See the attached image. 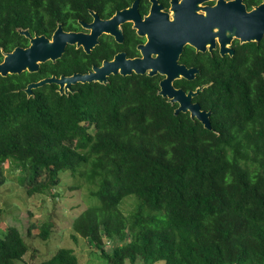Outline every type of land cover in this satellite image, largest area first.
I'll use <instances>...</instances> for the list:
<instances>
[{
  "label": "trees",
  "instance_id": "1",
  "mask_svg": "<svg viewBox=\"0 0 264 264\" xmlns=\"http://www.w3.org/2000/svg\"><path fill=\"white\" fill-rule=\"evenodd\" d=\"M93 1L0 0V61L1 48L28 44L19 28L48 37L58 23L77 29ZM59 64L73 71L66 56ZM48 66L37 73L49 75ZM18 77L0 76V185L7 162L28 174L30 195L56 196L67 172L94 184L98 202L73 228L106 264H264L263 75L231 74L225 91L210 93L211 130L175 114L152 77L78 83L63 94L45 84L30 97ZM130 195L137 205L125 214L120 205ZM50 232V223L41 225L40 236ZM29 250L8 226L0 264H79L72 248L32 262Z\"/></svg>",
  "mask_w": 264,
  "mask_h": 264
},
{
  "label": "flooded vegetation",
  "instance_id": "2",
  "mask_svg": "<svg viewBox=\"0 0 264 264\" xmlns=\"http://www.w3.org/2000/svg\"><path fill=\"white\" fill-rule=\"evenodd\" d=\"M135 1L126 0L124 6L117 8L115 0H94L85 19H78L80 26L77 29H65L62 23L58 25L62 24L67 32L90 33L94 26L87 29L82 22L92 24L96 21L95 16L101 21L112 19L118 11L132 7ZM105 10L114 11L103 14ZM151 15L156 17L150 18ZM29 44L28 39L27 45L17 46L28 47ZM69 46L60 59L41 63L38 71L16 73L19 74L16 84L25 91L30 83L46 77L96 72V68L105 62L116 61L117 73L108 74L106 83L93 82L106 85L115 81L127 85L129 76L144 75L152 77L158 84L159 94L161 81L168 76L158 69V65L171 63L176 65L172 71L177 75L172 80L173 88L186 94L199 89L191 103L198 104L201 111L211 112V118L210 93L225 91L229 75L264 76V0H138L137 15L113 24L111 31H102L90 53L82 46ZM13 49L5 51L1 48L3 58L5 52ZM64 56L73 68L71 73L63 72L61 64L55 66ZM130 60H143L140 66L145 72L139 73L132 67L131 73L124 75L122 71L126 66L125 71L129 70ZM42 64H54L47 67L51 72L46 68L49 75L37 73ZM152 70H156L154 75H150ZM183 71L188 72V76ZM78 83L72 84L68 91H74L73 86ZM55 85V90L59 91V85ZM164 98L174 106V111L180 106L178 101ZM185 113L202 123L197 117L193 118L190 111Z\"/></svg>",
  "mask_w": 264,
  "mask_h": 264
},
{
  "label": "rangeland",
  "instance_id": "3",
  "mask_svg": "<svg viewBox=\"0 0 264 264\" xmlns=\"http://www.w3.org/2000/svg\"><path fill=\"white\" fill-rule=\"evenodd\" d=\"M6 181L0 185V237H4L8 226H16L26 237L30 250L26 261H39L50 257L57 249L72 248L79 258V264H106L102 256L89 245L85 238L76 233L73 222L87 207L98 200L91 195L96 189L85 178L72 177L70 172L61 175V182L51 193L28 194L24 185L28 174L17 167L10 168L5 163ZM135 196L130 195L121 203L120 209L125 214L134 211L137 205ZM51 224L48 238L40 236V227ZM24 256V257H25ZM15 264H24L17 260ZM130 264V263H127ZM135 264H146L138 260ZM154 264H163L158 261Z\"/></svg>",
  "mask_w": 264,
  "mask_h": 264
},
{
  "label": "water",
  "instance_id": "4",
  "mask_svg": "<svg viewBox=\"0 0 264 264\" xmlns=\"http://www.w3.org/2000/svg\"><path fill=\"white\" fill-rule=\"evenodd\" d=\"M137 4L138 0L134 2V5L128 9L118 11L112 19L101 21L98 16H95L96 21L92 24L82 22V25L87 29L93 27V31L90 33L75 32V31H64L62 24H59L52 37L49 38L46 35H39L32 33L28 29L19 28V32L29 39L28 47H15L12 51L5 52L3 60L0 62V76H7L8 74L21 73L24 70H29L30 72H36L39 70L40 64L52 60L56 61L60 59L65 49L68 45H76L77 47H83L86 53H90L93 45L95 44L96 37L102 33V31H111L112 25L124 20L126 17H133L136 13L137 15ZM96 15V14H95ZM156 15H151L150 18H154ZM138 18V16H137ZM112 22H114L112 24ZM118 58V57H117ZM143 60H130L129 61V70L127 66L122 73L128 74L131 73V68H136V71L139 73L145 72V69H141V64ZM116 61L114 62H105L104 65L100 68H96V72L88 73H74L72 75H61L60 77L51 76L43 78L39 81L30 83L25 91L30 97L33 94L34 88H39L45 84L55 83L59 85V91L61 94L68 93L72 84L78 82L87 83L93 81H100L101 83L107 82V75L115 72L117 73ZM172 67L175 68L176 65L170 63L167 66L158 65V69L162 72L167 73V78L161 81V90L159 94L163 97H169L171 102L178 101L180 106L176 108L175 114L179 112H191V116L197 117L202 121V124L207 129H212L211 126V112L201 111L198 104H192L191 98L196 95L199 91L197 89L194 92H189L186 94L182 90H176L172 86V80L177 76L175 72L172 71ZM157 68V67H156ZM157 69V70H158ZM156 70H152L150 75H154ZM185 75L188 76V72L183 71Z\"/></svg>",
  "mask_w": 264,
  "mask_h": 264
}]
</instances>
